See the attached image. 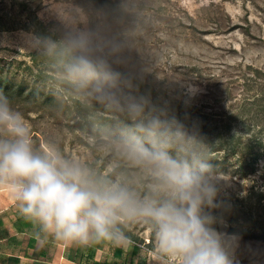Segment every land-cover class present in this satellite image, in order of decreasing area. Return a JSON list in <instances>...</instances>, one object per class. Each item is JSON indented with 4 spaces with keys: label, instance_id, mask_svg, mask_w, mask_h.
<instances>
[{
    "label": "clouds",
    "instance_id": "obj_1",
    "mask_svg": "<svg viewBox=\"0 0 264 264\" xmlns=\"http://www.w3.org/2000/svg\"><path fill=\"white\" fill-rule=\"evenodd\" d=\"M119 7L108 19L74 3L58 27L24 41L56 91L83 110L107 170L53 139L36 142L25 114L0 92V190L38 238L129 248V228L144 225L162 264H238V237L217 228L226 226L228 183L210 163V146L139 94L150 71L136 49L138 0Z\"/></svg>",
    "mask_w": 264,
    "mask_h": 264
},
{
    "label": "rangeland",
    "instance_id": "obj_2",
    "mask_svg": "<svg viewBox=\"0 0 264 264\" xmlns=\"http://www.w3.org/2000/svg\"><path fill=\"white\" fill-rule=\"evenodd\" d=\"M92 2H1L0 11L11 10L20 15L23 22L19 27L0 30V78H3L7 87L16 91L6 95L25 114L36 142L45 138L53 139L62 146L65 154L94 162L107 170L110 163L107 157L94 150L88 139L92 134H88L77 123L74 101L67 95L59 94L47 78L40 80L34 77L38 71L33 66L36 56L24 48L26 33H48L58 27L56 17L63 15L67 18L74 3L108 19L121 15L120 0H112V5L106 2L96 5ZM138 4L137 22L140 31L136 37V49L150 71L143 82L176 95L187 93L189 86H195L196 91L192 95L209 91L221 98L219 96H224L228 81L241 77L243 73L251 74L248 65L264 70V0H138ZM34 17L36 21H33ZM126 19L131 22L133 17ZM32 22H38V28ZM37 62L42 68L38 58ZM219 84L224 86L220 88ZM34 86L38 87L37 91L41 94L33 92L27 96L23 93L24 89L30 92ZM240 90L242 87L237 86L234 92ZM50 91L56 95L53 103L46 96ZM210 100L199 98L200 103L210 104ZM219 177L228 183L226 203L230 212L222 213L226 226L217 225L218 230L238 237V264H264L263 235L232 233L227 220L233 216V203L245 198L252 188L262 187L263 182L259 180L258 174L247 180L223 174H219ZM3 193L9 194L0 190V194ZM240 217V222L244 221L243 215L240 214ZM128 234L155 250L151 233L144 225L131 226Z\"/></svg>",
    "mask_w": 264,
    "mask_h": 264
},
{
    "label": "trees",
    "instance_id": "obj_3",
    "mask_svg": "<svg viewBox=\"0 0 264 264\" xmlns=\"http://www.w3.org/2000/svg\"><path fill=\"white\" fill-rule=\"evenodd\" d=\"M92 1L96 5H101L103 2L113 4L112 0ZM1 2L5 0H1L0 5L3 4ZM36 20L34 17L33 21ZM22 22L20 15L13 11H0V30L19 27ZM33 25L38 28V22ZM33 66L38 68L34 77L45 80V70L39 66L36 57ZM247 69L251 74L243 73L241 77L228 81L224 88V96H219L221 98H217L209 91L201 92L199 95H192L189 92L181 95L171 94L164 88H156L145 82L139 84V94L150 96L152 102L157 105H166L170 114L175 115L191 132L197 134L210 146V163L218 170V174L230 175L240 180H247L258 174L264 187V70L252 65H248ZM3 81V78H0V92L5 95L8 92L16 93ZM219 86L222 88L224 85L219 84ZM237 86H241L242 90L235 93L234 89ZM37 88L35 86L30 88V92L24 89L23 93L31 96L33 92L34 94L38 92ZM38 93L41 94L40 91ZM46 96L48 101L53 103L56 95L54 96L50 91ZM200 97L211 98L212 101L210 100V104L200 103ZM74 104L78 125L88 134H92L91 124L83 110L76 102ZM262 187L252 188L245 198L237 199L233 203L231 211L233 218H227L232 233L245 232L249 235L260 233L264 237V188ZM229 212L230 208H227L226 213ZM240 214L243 215L244 221L240 222Z\"/></svg>",
    "mask_w": 264,
    "mask_h": 264
},
{
    "label": "crops",
    "instance_id": "obj_4",
    "mask_svg": "<svg viewBox=\"0 0 264 264\" xmlns=\"http://www.w3.org/2000/svg\"><path fill=\"white\" fill-rule=\"evenodd\" d=\"M35 233L10 195L0 194V264H162L155 250L130 235L132 246L120 248L68 246Z\"/></svg>",
    "mask_w": 264,
    "mask_h": 264
}]
</instances>
